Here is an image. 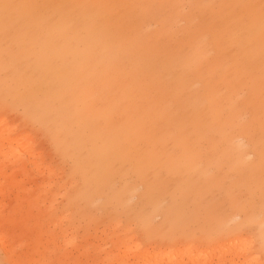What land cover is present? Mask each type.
I'll return each instance as SVG.
<instances>
[{"label":"rangeland","instance_id":"374dc122","mask_svg":"<svg viewBox=\"0 0 264 264\" xmlns=\"http://www.w3.org/2000/svg\"><path fill=\"white\" fill-rule=\"evenodd\" d=\"M5 117L67 184L48 214L8 163L31 233L0 264H130L134 236L157 264H231L236 236L264 263V0H0Z\"/></svg>","mask_w":264,"mask_h":264},{"label":"bare ground","instance_id":"6f19581e","mask_svg":"<svg viewBox=\"0 0 264 264\" xmlns=\"http://www.w3.org/2000/svg\"><path fill=\"white\" fill-rule=\"evenodd\" d=\"M8 117L0 120V153L7 156L8 160L5 158L0 160V194L8 192L7 182L5 180L10 179L13 182L17 181L20 186L23 180L17 179V170L12 169L8 172L6 166H9V162H19L21 161V168L24 169L23 175L32 184L30 190L22 189V194L24 198L28 201H35V197L41 196L46 202H48L47 213L50 214V210H57L58 198L57 196H64L63 188L66 187L65 182L62 177L59 176L56 166L52 161H48L43 156L42 152L38 150V141L30 136H14L13 133L18 130L19 126L16 124L9 125ZM5 128H1V127ZM23 154H28L34 159H29V162L34 165V170H30L27 166V162L23 161ZM11 169V168H10ZM13 185L15 183H12ZM35 191H32V190ZM71 204L76 206L78 211V205L84 204L85 206L90 205V196L84 197L81 194H76L75 198H70ZM31 204V202H29ZM2 205H0V244L7 248L8 252L15 250V245L17 241L22 236L18 234L17 231H21L22 234H30L31 231L28 228V221L25 215L22 213L19 218H14L12 214H3L1 210ZM31 207H27L26 212H31ZM80 212V211H78ZM264 212V211H263ZM71 219V212H66L61 216V220ZM264 220V217L262 218ZM39 237L42 238L43 235L40 232ZM130 244L126 245V251L128 252L127 258L130 264H157L154 261V255L162 254L161 250L158 253L152 254L151 251L155 252L157 249H162L166 247L165 250L172 249L168 244L163 243H149L147 247L144 248V243L141 240H136L135 236L129 239ZM241 243L242 245L235 249V247H230L224 251L222 257L227 255L231 256V264H264L260 261L258 254H250V244L246 243L244 239L240 236H236L232 243ZM198 245L192 244L185 251V256L176 262V264H196L195 259L201 253L196 252ZM196 253H195V252ZM256 251H260L259 249ZM206 255V253H203Z\"/></svg>","mask_w":264,"mask_h":264},{"label":"snow or ice","instance_id":"6c2138e0","mask_svg":"<svg viewBox=\"0 0 264 264\" xmlns=\"http://www.w3.org/2000/svg\"><path fill=\"white\" fill-rule=\"evenodd\" d=\"M4 7L7 9L8 7H10L9 5H4Z\"/></svg>","mask_w":264,"mask_h":264}]
</instances>
